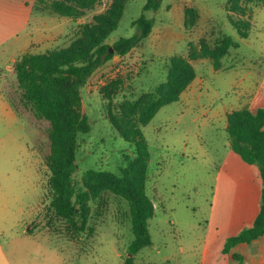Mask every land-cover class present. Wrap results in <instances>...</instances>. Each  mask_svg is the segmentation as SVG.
<instances>
[{"label":"rangeland","instance_id":"obj_1","mask_svg":"<svg viewBox=\"0 0 264 264\" xmlns=\"http://www.w3.org/2000/svg\"><path fill=\"white\" fill-rule=\"evenodd\" d=\"M147 1L37 0L35 7L43 15L37 19L46 24L38 22L39 26L35 21L30 30L34 35L35 29L43 27L46 31L33 52L70 46L86 37L89 29L115 19L117 28L104 40L111 48L119 38L137 32L133 22L142 14L154 20L152 32L140 46L123 56L112 47V59L98 67L82 88V109L91 130L79 140L77 181H82L89 169L120 173L127 165V156L135 155V145L111 124L101 90L116 81L117 94L111 105L114 112L121 113L125 106L130 108L165 84L172 62L179 63L182 58L191 64L196 77L202 79L201 96L187 100L182 94L190 91L189 85L178 101L162 106L142 128L150 151L146 190L156 209L149 219L152 245L136 254L135 264H200L217 169L229 149L226 121L213 115L225 106L239 104L236 100L246 95L245 88L254 87L257 77H264V3L157 0V9L144 11ZM231 20L240 22L249 36L241 38ZM46 33L55 35L53 43L43 40ZM225 36L239 46L230 48L222 58V67L238 61L237 68L215 70L211 58L201 56V44L213 46ZM22 37L29 39L28 34ZM13 50L7 46L5 57ZM2 78V86L15 100L23 122L22 126L6 127V143L0 151L1 203L21 207V202L24 219L33 222V229L41 239H48L49 248L58 255L64 251L72 262L81 264H123L133 234L128 204L120 197L105 193L104 202L93 203L88 228L79 236L58 219L48 220L50 123L37 119L19 101L14 72L2 71ZM233 86L237 94L231 93Z\"/></svg>","mask_w":264,"mask_h":264},{"label":"trees","instance_id":"obj_2","mask_svg":"<svg viewBox=\"0 0 264 264\" xmlns=\"http://www.w3.org/2000/svg\"><path fill=\"white\" fill-rule=\"evenodd\" d=\"M246 1L264 3V0ZM158 6L157 0H148L144 11L157 9ZM120 16L121 11L116 12L118 19ZM114 20L107 19L106 25L89 29L86 37L78 38L70 46L57 47L44 53L22 54L15 62L14 74L17 77L19 101L37 119L50 123V153L47 156L50 170V200L46 209L48 220L58 219L79 236L88 228L93 203L101 204L105 193H113L128 204L133 239L123 264H134L136 254L152 245L149 219L154 216L156 209L146 190L150 151L142 128L162 106L180 99L181 93L195 79L196 73L185 59L180 58L179 63L172 62L166 83L151 90L132 106L130 103V108L125 106L121 113L114 112L111 105L117 94L116 81L104 87L101 92L108 102L106 109L109 120L126 141L135 145V155L132 158L127 156V165L121 168L120 173L89 169L82 181H77L75 174L78 169L79 140L91 130L89 118L82 109V88L97 68L114 55L110 53V46L104 42L111 31L117 28V20ZM230 22L241 38L249 36L240 22ZM133 26L137 28L135 34L121 37L113 43L116 54L123 56L140 46L152 32L154 20L142 14L133 22ZM233 46L237 47L239 43L225 36L213 46L202 42L200 54L211 58L214 67L221 69L222 58ZM3 92L21 118L15 100L7 96L4 88ZM228 123L232 150L246 163L259 168L263 188L261 208L254 224L229 237L223 248L224 253L239 243H250L264 235V108L256 112H252L248 106L233 110L228 114Z\"/></svg>","mask_w":264,"mask_h":264},{"label":"crops","instance_id":"obj_3","mask_svg":"<svg viewBox=\"0 0 264 264\" xmlns=\"http://www.w3.org/2000/svg\"><path fill=\"white\" fill-rule=\"evenodd\" d=\"M35 2L36 0H0V52L3 53V56L0 54V59H4L3 66H0V151L5 147L7 125L22 126L23 122L4 95L2 71L7 74L15 72L17 59L26 52H33L42 40L40 35H44L46 31L43 27L35 29L37 34L34 35L30 30L35 21L36 25H39L38 22L46 24L43 19H37L43 15L35 9ZM24 34H28L29 39H23ZM43 40L53 43L55 35L46 33ZM7 46H12L14 50L10 56L5 57ZM235 62H228V66L214 69H236L238 61ZM202 85V79L197 76L188 87L190 91L187 90L182 95L187 100L200 97ZM231 93L237 94L236 86L231 88ZM245 93L246 95L236 100L239 104L225 106L213 117L224 118L227 128L228 114L233 110L248 106L252 112H256L259 108H264V77H257L255 86L246 87ZM228 145L229 149L216 173L213 203L205 226L206 234L199 262L264 264V235L250 243H239L227 253L223 252L229 237L254 224L260 212L263 188L259 168L246 163L235 153L229 139ZM0 198L3 199V196L0 195ZM20 206L11 204L9 207L7 203L0 201V264H81L72 262L68 253L65 256L64 251L59 249L62 252L60 256L53 247L49 248L48 239H41L37 230L33 229V222L24 219L21 202ZM181 250H184L182 245Z\"/></svg>","mask_w":264,"mask_h":264},{"label":"water","instance_id":"obj_4","mask_svg":"<svg viewBox=\"0 0 264 264\" xmlns=\"http://www.w3.org/2000/svg\"><path fill=\"white\" fill-rule=\"evenodd\" d=\"M110 51H111V52L113 51V48H112V47L110 48Z\"/></svg>","mask_w":264,"mask_h":264}]
</instances>
